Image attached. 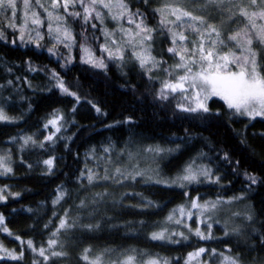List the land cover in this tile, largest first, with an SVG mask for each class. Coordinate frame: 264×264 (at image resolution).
Masks as SVG:
<instances>
[{"label": "trees", "instance_id": "16d2710c", "mask_svg": "<svg viewBox=\"0 0 264 264\" xmlns=\"http://www.w3.org/2000/svg\"><path fill=\"white\" fill-rule=\"evenodd\" d=\"M51 1L27 0L26 6L15 0V7L0 8V111L6 117L0 119V155L10 166L0 175V264H93L90 255L99 252L184 264L201 248L202 264H216L221 255L238 264H264V118L240 115L217 97L203 104L207 111L183 107L178 103L190 90L165 88L188 70L168 32L166 11L176 7L202 17L203 24L193 21L197 27L212 25L223 37L244 28L243 21L222 16L215 3L202 9L201 1L120 0L130 20L148 31L163 76L165 70L171 74L167 82L163 76L155 81L130 49L101 50L113 24L95 14L85 19L82 6L64 10L59 0L56 10L75 44L72 58L60 59L45 40L30 41L19 28L26 11L39 14ZM86 50L94 53L93 62L102 56L103 66L82 59ZM258 63L264 75L263 51ZM61 82L74 95L63 92ZM55 115L59 130L49 123ZM147 149L157 150L161 177L202 165L208 180L182 187L143 175L104 178L105 169L137 163L133 157ZM105 192L111 198L101 197ZM191 199L245 202L252 219L239 233L224 234L214 225L209 238L152 239L170 227L169 213Z\"/></svg>", "mask_w": 264, "mask_h": 264}, {"label": "rangeland", "instance_id": "374dc122", "mask_svg": "<svg viewBox=\"0 0 264 264\" xmlns=\"http://www.w3.org/2000/svg\"><path fill=\"white\" fill-rule=\"evenodd\" d=\"M53 1L48 4L46 7H42L40 9L39 14L34 10L26 11V16L23 19L22 25L19 26L20 30L26 29L25 33H29V40L33 41L35 39H42L47 41L51 46H54V54H56L60 59L66 60L69 56L71 58L74 56L73 47L74 43L72 40V36L68 26L63 22L61 16L56 12L57 7H53ZM64 4V0H61ZM187 2H191L192 5L198 6L197 4L201 1V8H205L210 6L209 0H183ZM260 0H257L256 4H252L251 0H224L223 3H220L219 0L215 4H218L221 9L224 17L227 19L240 18L244 23V28L240 30L241 36L238 37V41L240 47H237V41L229 40L228 37L217 36L216 32H212L209 27H201L196 26L193 21H189L188 17H181L178 21L176 19V15L173 14V10L176 7H173L170 11H166L168 21H163L167 23L169 26V33L173 42V45L176 46L177 51L180 53L181 57H184V64L188 65V68H191V72L188 70L185 73H181L177 76L178 83H182L183 87H186L190 90L188 94V99H182L178 104L181 106H187L189 108H200L201 104H205L207 99L211 97H217L223 100L226 104L227 101L223 99L221 96L212 95L207 89L201 90V82L199 79H193L198 72L208 70L211 72L221 71V74H226L230 71H239V68L235 64L229 63L223 69H215L209 68V61L213 65L221 64L223 65L225 62L220 60V56L228 55L229 60H231V53H235L236 55H240L242 49L250 47L253 51L256 52V62L259 67V55L263 51L264 52V43H262L259 39V33L261 32V26H264V19H260L258 16L253 17V21L255 27L252 24L251 27L248 25L249 21L247 17L240 14L241 9H245L249 15L252 13H259L261 10H264V7L260 6ZM104 4H108L109 7H104ZM120 0H103V3H93V0H75V3L68 4L74 7H83L84 8V16L87 19H90L94 14L100 15L101 17H105L109 19V21L113 24L112 32H105L104 44L100 45L102 51H106L107 54H119L125 48L130 49L133 53L137 54L139 59L147 58V62L144 65L147 67V75L152 77V80L158 79L161 81L163 76V68L161 67V63L159 61H155L150 53L149 47V33L145 29V27L139 23L138 21L130 20L128 14L126 13V7L121 6ZM65 5V4H64ZM67 5V6H68ZM85 9H88L86 12ZM64 10H67V7L64 6ZM33 13L36 15L34 16ZM51 13V15H49ZM100 17V18H101ZM35 19H39L40 23H34ZM100 24L103 25L104 20L101 18L97 20ZM247 21V25L246 24ZM192 22V23H190ZM129 23V25H127ZM198 23V22H197ZM139 25V27H138ZM190 25H194L195 27H190ZM217 32H219L218 28L215 27ZM198 29V31L196 30ZM65 32L70 33V38L65 37ZM220 33V32H219ZM183 35L185 39H180V36ZM233 35V34H231ZM230 35V36H231ZM252 40V44L248 45L246 43L247 39ZM176 40V42L174 41ZM223 41V43H221ZM255 42L257 44H255ZM202 46V50H201ZM256 47H259L260 50ZM207 48V49H205ZM107 49V50H105ZM208 51H212V57H209L206 60L201 59L202 53L204 55L207 54ZM245 55H250L247 52H244ZM94 53L92 51H86L81 54V58L84 60H88L87 62L94 61ZM81 59V60H82ZM98 62H93L96 65H99L103 61V57L95 58ZM83 60V61H84ZM192 61H195L193 63ZM183 64V65H184ZM259 71V68H257ZM260 72V71H259ZM171 75L169 71L165 70L164 81L167 82L168 79H171ZM187 75L189 78L185 81H180L181 76ZM228 105V104H227ZM1 110V107H0ZM233 111L236 112L234 108ZM1 112V111H0ZM238 113V112H237ZM243 116H247L250 118L260 117L264 118V115H247L238 113ZM55 120L56 124L51 126L54 129H57L59 126V115H55L50 119ZM160 152V150H159ZM134 156L133 158H137L136 161H131L132 165H128L126 168L121 169L119 172L117 169L109 171V169L104 170V178H111L116 175L126 176L131 174V178H135L134 176H141L148 178V181L159 180L166 184L174 183L178 186L185 187L186 185H190L191 183L198 181L200 179L208 180L209 171L205 170L202 165H191L188 168L184 169L180 174L175 175L173 178L161 177L160 173L157 171V157L158 153L155 149H147L139 154ZM130 156V155H129ZM107 168V167H105ZM7 169H10L9 160L6 155H0V175L6 174ZM191 170V174H193L196 179L195 180H184L183 177L188 175L189 172L187 170ZM129 172H127V171ZM206 173V174H205ZM112 175V176H110ZM114 179V178H113ZM105 181V180H103ZM106 182L110 183L109 180ZM106 193V192H105ZM103 193L101 197L111 198L110 193ZM195 203L196 206H193ZM238 200L235 199H225V200H210L201 202L197 199H191L181 204L180 206L174 208L166 218V222L169 223L168 230H165L166 227L163 226L162 230L159 232H163L164 239H187L190 236H200L197 235V230L206 238L211 236V231L214 225L220 226L222 232L224 234L227 233H239L243 228L242 226L245 223H249V220L252 219V215L248 210V205L243 202L242 205L238 204ZM214 205V206H213ZM171 217V219H169ZM194 220L197 225L196 228L190 229V222ZM179 221V222H178ZM204 225L205 228H201ZM182 234V235H181ZM174 236V237H173ZM197 253H199L197 255ZM91 261H97L99 258V264H123L124 261L127 260L129 256L134 257V255H123V256H109V254H105L103 252H99L97 254L93 253L90 255ZM229 259H225V258ZM135 258V257H134ZM138 258V257H137ZM202 255L201 252H196L190 254L189 257L185 259L184 264H202ZM152 261H156V264H166L165 261L160 259L150 258L149 256L145 257L143 260H133L132 264H151ZM232 261H235L231 256L221 255L218 263L216 264H232ZM235 264H238L235 261Z\"/></svg>", "mask_w": 264, "mask_h": 264}, {"label": "snow or ice", "instance_id": "6c2138e0", "mask_svg": "<svg viewBox=\"0 0 264 264\" xmlns=\"http://www.w3.org/2000/svg\"><path fill=\"white\" fill-rule=\"evenodd\" d=\"M103 3V0H93V3ZM217 0H209V3H216ZM220 3H223L224 0H219ZM262 4H264V0H260ZM59 3V0H54L53 7H57ZM75 3V0H64L65 7H67L68 4ZM251 3L254 5L257 3V0H251ZM25 5L27 6V0H25ZM15 7V0H0V8L3 7ZM104 7H109L108 4H104ZM123 7V5L121 4ZM87 12L88 9H85ZM173 14L176 15V19L179 21L181 17H189L192 21H199L200 24L204 23V19L199 16H194L188 11H183L182 9L176 8L173 10ZM240 14L247 17L250 24L255 27L253 17L258 16L260 19H264V10H261L259 13H252L249 15V13L245 9H241ZM35 16L36 14L33 13ZM51 15V13H49ZM78 15V13H77ZM87 19V17H85ZM34 23L39 24V19H35L33 21ZM139 27V25H138ZM190 27H195L194 25H190ZM212 32H216L217 36H219V32H217L216 28L212 25L208 26ZM198 31V29H196ZM241 36V32L238 31L235 34L228 37L229 40L237 41V47H240L238 37ZM65 37L70 38V33L65 32ZM180 39H185L183 35L180 36ZM259 39L262 43H264V26H261V32L259 33ZM223 43V41H221ZM246 43L248 45L252 44V40L249 38L247 39ZM107 50V49H105ZM202 50V46H201ZM87 51V50H86ZM170 52H174L175 49L170 48ZM244 52L249 53L250 55H245ZM213 52L208 51L206 55L202 53L201 59L206 60L209 57H212ZM181 59H184L182 56ZM220 60H223L225 63L223 65L216 64L213 65L211 61H209V68H215V69H223L226 67L229 63L237 65L239 68V71H230L226 74H221V71H215L211 72L208 70H204L201 72H198L196 76L193 78L199 79L201 82V90L207 89L212 95H218L221 96L223 99L227 101L229 108H234L236 112L243 113L247 115H264V75H261V73L257 70L258 65L256 62V52L253 51L250 47L242 49V52L240 55H236L234 52L231 53V60H229L228 55L220 56ZM147 62V58H141V64ZM195 63V61H192ZM98 66H103L102 64ZM177 67H186V65H177ZM188 71L191 72V68H188ZM189 77L187 75L181 76L180 81H185ZM63 92L74 95V93H70L69 90L63 86L62 82L59 85ZM165 88L171 89L173 92H175L177 89H182L183 84L182 83H175V84H165ZM161 95L164 96V91H161ZM166 98V97H165ZM201 108H203L204 111H207V108L204 107L203 104L200 105ZM185 111H195L196 109H184ZM99 111V109H97ZM0 119H6V117L3 115L2 112H0ZM50 124L55 125L56 121L51 120L49 121ZM59 130V129H57ZM51 139V137H49ZM46 164L51 165L52 161L48 160L45 161ZM7 171H10V169H7ZM189 172L188 175H185L183 177L184 180H195L196 177L191 174V170H187ZM206 174V173H205ZM92 177H89V180L91 181ZM250 179L254 178L250 177ZM193 206H196L195 203ZM214 206V205H213ZM171 219V217L169 218ZM0 222H2V218H0ZM179 222V221H178ZM61 227H65V222H61ZM182 235V234H181ZM197 235H201L202 238L204 237L198 230ZM152 239H164L163 232L161 233H153ZM29 246H31V242L29 241ZM55 241H50V244H55ZM205 249L201 248L199 252H204ZM41 255L44 254L43 250H41ZM199 253H197L198 255ZM53 255H60V253H53ZM13 259H18L17 256H12ZM87 259V257H85ZM135 258L132 256H129L126 261L123 262V264H132L133 260ZM229 259V258H225ZM93 264H99V258H97V261L93 262ZM151 264H156V261H152ZM232 264H235V261H232Z\"/></svg>", "mask_w": 264, "mask_h": 264}, {"label": "bare ground", "instance_id": "6f19581e", "mask_svg": "<svg viewBox=\"0 0 264 264\" xmlns=\"http://www.w3.org/2000/svg\"><path fill=\"white\" fill-rule=\"evenodd\" d=\"M165 150H166V149H164V151H165ZM123 165H125V163H124ZM121 169H123V167H122ZM121 169H120V170L117 169V170H118L119 172H121ZM114 170H116V169H114ZM114 170H113V171H114ZM113 171H112V172H113ZM126 171H127V170H126ZM207 200H208V199H206V201H207Z\"/></svg>", "mask_w": 264, "mask_h": 264}]
</instances>
